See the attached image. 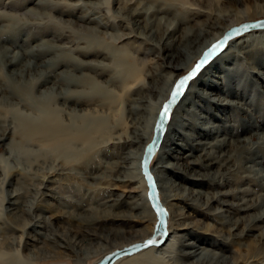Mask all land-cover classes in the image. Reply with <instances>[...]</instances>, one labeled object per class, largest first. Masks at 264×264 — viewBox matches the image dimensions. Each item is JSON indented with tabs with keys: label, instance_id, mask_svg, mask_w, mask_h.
Masks as SVG:
<instances>
[{
	"label": "rangeland",
	"instance_id": "obj_1",
	"mask_svg": "<svg viewBox=\"0 0 264 264\" xmlns=\"http://www.w3.org/2000/svg\"><path fill=\"white\" fill-rule=\"evenodd\" d=\"M244 9L253 15L252 19L260 18L264 14V0H0V38H2L0 39V235L2 234L0 252L4 260L11 261L18 257V263L24 264L26 253V249L20 243V240L23 243L26 237L23 236L20 239L22 236L20 229L14 228V225L19 224L20 226L23 220L20 217L11 220L10 211L5 213L2 209V206L8 205L9 194L14 189L19 192L21 201L25 203L24 206L30 203L36 190L43 189L49 193L46 197L51 205L41 210V215L51 220L47 229L48 233H53V235L55 233L67 236L73 233L87 235L89 227L98 222L110 226L121 225L119 221H112L110 218L95 222L103 212L109 211L108 204L111 201L106 195L109 192H114V195L115 193L124 195L122 203L112 208L115 211L129 210L130 200L137 202L143 199L145 201L147 185L144 177V182L139 177L130 186L115 189H109L112 185H109L106 180V176L120 172L113 170L114 161L119 160L127 149L137 145V143L132 146L122 145L118 142L119 136L124 139V136L132 129L135 116L137 118L147 113L141 110L136 113L132 111L133 103L142 96H149L151 101L156 100L158 93L150 86L154 82L160 84V77L169 74V67L163 63L169 49L175 51L182 44L187 45L186 37H191L198 29H205V24L214 23L215 16L224 15L216 28L215 26L207 27V34L215 32L222 23L234 21ZM133 10H139L140 13L130 17V12ZM139 29L142 30V34L137 33ZM194 49L192 47L191 50ZM229 57L227 62H231L234 71L230 74L223 73V80L242 82L243 85H239L238 92L243 94L246 109L235 106L225 107L220 115L227 116L228 121L225 122L226 125L224 123L219 126L218 134L233 139L235 136L263 133L264 88L259 87L255 81V75L250 71L253 67L247 59L240 55L236 56L234 53H231ZM194 59L189 62V67L196 62ZM181 70L183 71V68ZM124 73L127 75L124 76ZM256 79L264 86V77ZM65 89L68 91L65 92ZM53 102L62 108V113L61 111L59 113L64 119H68L70 112L83 111L106 119L109 125H113L105 134L109 137L98 138L97 136L96 139L99 140L88 144H83L79 140L74 141V144H69L68 148L71 152L75 151L73 154L75 156L70 157L71 152H69L68 158L61 153L64 147L53 149L52 146H40L36 143H17V139L23 134L24 126L29 122H35L34 116L41 114L37 108L43 106L53 108ZM201 102L207 109H211L209 102L203 99ZM212 110L214 111L213 107ZM210 121L220 124V119L216 116H212ZM245 125H249V128H245ZM194 130L197 131L198 128ZM213 135L215 133L209 135L207 140L212 139ZM251 138L252 141L258 140L254 136ZM259 148L260 159L264 166V142L259 143ZM157 152L152 157L150 165L153 164ZM200 152V149H193L195 157ZM170 160L174 159L170 158ZM178 163L176 166L184 167L186 161L182 158L178 160ZM193 167L198 169L196 165ZM199 169L205 171L204 167ZM177 170L184 172L183 169L175 167L173 171H168V175L174 177L173 174H177L178 172H175ZM76 171L79 172L76 173ZM95 175L105 178L102 180L98 179L99 177L96 179L91 177ZM43 177H48V180L52 182H42V179H45ZM44 183H48L46 187H43ZM183 183L189 185L188 182ZM192 187L206 192L229 191L230 194L220 197L233 203L240 202L238 195L243 193L249 201L260 198L264 200V187L260 186L259 181L251 176L241 177L235 171L231 172L230 179L224 184L213 186L205 183L203 186ZM129 188L131 191H127ZM237 189L244 190L237 192ZM50 194L58 196L56 199L66 205L59 207L57 200ZM217 205L219 203L213 201L208 208L194 206L193 209L201 213L194 216L198 221L196 220L194 227H190V233L186 234L185 239L195 237L199 244L209 246L208 248L214 251L219 250L218 252L229 257L241 254L239 264H264L262 253L258 254V258L257 256L251 257V250L248 246H238L236 241L239 240L232 238L230 242L226 241L229 226L220 225L217 222L220 217L216 218L212 214L214 206ZM184 210L195 214L188 206H184ZM229 210L228 214L233 218L242 215L240 214L242 212L234 209V206H231ZM256 210L257 208H252L248 213H255ZM75 212L78 215H75ZM247 218L248 216L241 220L237 230L241 229ZM155 222L156 220L151 219L143 224L137 223V225L151 228ZM204 223L210 226L207 228ZM262 225L264 227V223ZM255 230H253L254 233L259 231V229ZM244 240L248 239L244 238L241 241ZM102 244H105L104 241ZM93 253V249L89 248L86 256L81 254L76 256L66 249L61 253L62 256L40 257L33 264H90L98 257L93 256ZM144 264L170 263L153 260Z\"/></svg>",
	"mask_w": 264,
	"mask_h": 264
},
{
	"label": "bare ground",
	"instance_id": "obj_2",
	"mask_svg": "<svg viewBox=\"0 0 264 264\" xmlns=\"http://www.w3.org/2000/svg\"><path fill=\"white\" fill-rule=\"evenodd\" d=\"M247 12L248 10L246 11L244 9L243 12L240 13L241 15H238L234 21L222 23V25L218 27V29L215 32L211 34L210 33L207 34L208 32L207 27L215 26L216 28V26H218L217 24L221 22V19H223L224 17V15L215 16L214 23H210V24L207 23L205 24L206 25L205 29L204 28L198 29L192 36L190 34L191 37H186L188 43L187 45L182 44V46H179L180 48L178 47V49H176L175 51H172L171 49L167 51L166 49L167 53L165 52L166 54L163 63L167 67H169L170 69L169 74H166L165 76L162 75L160 77V84L155 82L151 84L150 88L154 91H157L158 93L156 100L151 101L149 96H144V97L142 96L137 98L135 103H133L132 111L136 113L141 110L142 112L146 111L147 113L146 115L142 114L140 116H137V118L135 116L132 129L130 128L131 129L130 132L124 136V139H121L120 136L118 137L119 139L118 142L119 143L121 142L122 145L127 144L129 146H132L133 144L136 143L137 145L134 146L133 148L127 149L124 153H122V155L120 154L121 156L119 160L114 161L113 170H118L120 172L117 171L118 173L115 175L106 176L107 177L106 180H108V184L112 185V187L109 189H115L117 187H128L130 186V184H132V182L137 180L139 177L141 181L144 182L143 175L141 174L142 154L144 148L151 140L156 117L162 107V104L164 103V101L167 100L170 90L175 84L178 76L183 71L186 72L187 70H189L193 66L191 65L189 67V62L192 59L196 58V56H197L196 58L197 60L202 54V52L208 46H210L214 41H216L218 37L229 26L233 24H238L244 20L252 19L253 15ZM137 13H140L139 10H133V12H130V17L135 16ZM261 17H264V14ZM137 33L142 34V30L141 29L137 30ZM192 47H194L195 49L191 50ZM117 49H119V47ZM231 53H234L236 56L240 55L242 58L247 59V62L250 63L251 66L253 67V69L252 70L250 69V71H252V73L255 75L254 78L255 81L258 83L259 87L264 88L263 83L256 79V78L264 77V65H263L264 64V30L248 32L236 39L229 40L222 47L220 52L217 55H215L206 65H204L201 68V70L192 79H190L187 82L183 93L181 94V96L178 98V100L175 102V104L171 109L169 118L166 123L165 131L163 133L159 145L158 152L154 158L155 160L153 164L150 165V171L155 180L159 199L163 208L165 209V213L167 216V225H166L167 236L160 245L158 246L153 245L147 248H143L133 254H130L128 256L116 260L113 264H133L135 262L137 264H144L147 261H153V260L164 261L170 264H239V262L241 261L240 259L241 254H239L238 256L229 257L226 256L225 254L223 255L222 253L218 252L219 250L214 251L209 249L208 248L209 246L206 247L202 244H199L197 242V239H195V237H192L193 239L192 238L187 240L185 239L186 234L190 233L189 231L190 227H194V224L197 220V218H195L194 216L197 213H201V211L199 212V210L193 209L194 206L197 205L203 208H208L211 206V202L213 201L219 203V205L214 206L212 212V214L215 215L216 218L220 217V220L217 219V222H219L220 225L225 224L229 226L227 228L228 231H227L226 241L230 242L232 238H235L239 240L236 241L238 246L242 247L244 245L249 247V249L251 250L250 253L251 257L257 256L258 258V254L262 253L263 256L262 259H264V227H262L263 226L262 224L264 223V200L260 198V199H256L255 201H251V200L249 201L248 197H246V194L243 193L241 195H238L240 202L233 203V202H229L223 197H220L221 195L230 194L231 192L229 191L211 192L209 190L210 192H206L203 191L202 189L192 187V186H197V187L203 186V184L205 183L213 186L224 184L226 180L230 179L231 172L234 171L238 172L241 177L251 176L256 178L259 181L260 186L264 187V166L262 165V160L260 159L261 155L259 154V150H260L259 143L264 142V132L253 135L250 134L242 137L235 136V138L233 139L228 138L226 135L218 134L220 129L219 126H221V124L223 125L226 121H228L227 116L222 117L220 115V113H222L223 110H225V107L235 106V107H240L244 110L246 109L245 99H243V94L238 92L239 85L240 84L243 85L242 82L240 81L241 83L239 82L236 83V81L233 82V81L223 80L224 77L223 73L230 74L232 73V71H234L233 70L234 67L231 65V62L230 61L227 62L230 58L229 56L231 55ZM118 56L120 57V53ZM258 59L260 60L262 59V60L259 61ZM10 61L12 62V60ZM252 63L254 65H252ZM258 66L260 67L258 68ZM182 68L183 71L181 70ZM126 75L124 73V76ZM66 90L67 89H65V92ZM27 95L29 94L27 93ZM109 96L111 97V95ZM112 96L114 97V95ZM201 99L209 102L211 106L210 110L207 109L205 104L201 102ZM107 100L109 99L107 98ZM212 107L214 111L212 110ZM37 109L41 114L37 113L39 115L34 116L35 122H29L30 124L26 122L27 124L24 126L23 134L19 136V138L17 139V143L18 142L21 144L25 142L36 143L40 146L42 145H47L49 147L52 146L53 149L55 148L62 149V147H64L61 153H64L66 155V158H68L69 155L70 157L75 156L73 155L75 154L74 153L75 151L71 152V150L68 148L74 141L79 140L83 144H88V143H92L94 140H99L96 139L97 136L98 138L99 137L103 138L104 136H105L104 138H108L109 136L106 137L105 134L108 133V131H110L111 127H113L112 124L109 125L105 121L106 119H103L95 115H91L84 111L80 113L70 112L68 119H64L63 116L59 113V111H61L62 108H59L56 102H53V108L49 106H43V107H38ZM93 112H95V110ZM212 116L218 117L220 119V124L212 123V121H210V118ZM244 118H246V116H244ZM244 127L249 128V125H245ZM197 128L198 130L195 131L194 129ZM212 133H215V135H213L212 139L207 140L209 135H211ZM110 136L112 137V135ZM252 136L256 137L258 140L252 141L253 140L251 138ZM101 140L103 141V139ZM80 148L84 149L83 147ZM193 149L201 150L200 154L197 157H195V154L193 153ZM183 150H185V152H183ZM69 152L71 153L69 154ZM170 158L174 160L171 161ZM182 158H184V160L186 161V164L184 166L185 168L183 166L182 167L176 166V164H179L178 160ZM194 165H196L198 169L194 168L193 167ZM175 167L176 169L177 168L181 170L183 169L182 171L184 172H181L179 170L175 171L178 173L173 174L175 177L174 178L172 175L171 176L168 175V171L170 170L173 171ZM203 167L205 168V171H200L199 168H203ZM77 172L79 171H76V173ZM91 177H94L95 179L99 177L98 179H102V180L105 178L104 176H97V175ZM43 178L45 179H42V182H52V180H48V177H43ZM183 182H188L189 185ZM44 184L45 185L43 187H46L48 183H44ZM243 190L244 189H237L236 191L239 192ZM127 191H131V188H129ZM46 195H49L47 191L43 189L36 190L33 193V199L32 200L29 199L31 200L30 203L24 206L25 203L23 204V202L21 201V196L19 195V192L17 191V189H14L9 194L8 205L2 206V209L5 213H7V211H10L9 216L11 215L10 216L11 220H16L17 218L19 219V217L23 220L20 226L19 224H17L16 226L14 225V228L20 229L22 235L20 236V239L23 236L26 237L23 243L20 240V243L22 244L23 248L26 249L24 264H33L35 263L34 261L40 257L62 256L61 253L65 252L66 249L70 251V254L72 252L73 255L76 256L80 254L82 256L83 255L86 256L89 252V248L93 249L94 252L93 256L94 255L98 256L94 260L97 261L106 252H109L115 248L122 247L136 241L144 240L145 238L149 237L152 234L154 229V225H155L154 223H153L154 225H152L151 228L149 226L148 227L145 226L144 228L138 227L137 225V223L143 224L144 222L149 221L151 219L153 221L156 220L155 217L156 214H154V210L149 200H147L148 198L144 197L145 201L142 199V201H137V202H133L130 200L129 210L115 211L112 210V208L119 206L122 203L124 195L122 193H117V194L115 193L114 195V192L111 193L109 192L106 194L108 195L107 196L108 200L111 201L108 204L109 211L103 212L100 216L97 217V220H95V222L96 221L98 222V220H103L105 218H110L112 221H119L121 225L118 226V224L116 223L117 226L116 225L110 226V225L102 224L103 222L102 223L98 222L95 225H91L89 227L88 229L89 232L87 233L88 236L80 235L78 233H73L71 236L69 235L70 238H68L69 236L67 235H59L57 233L53 235V233H48V229H47V226H49L51 220L48 219V217L41 215V210L47 209V205L48 206L51 205L50 202H48V198L46 197ZM50 195L55 199L58 197V196L57 197L54 196L53 194ZM234 195H236V193ZM3 199H5L4 196ZM29 200L27 202H29ZM56 200L59 204L58 205L59 207L60 205L62 206L66 205L63 202L59 201L58 199ZM184 206L190 207L195 214L193 215L188 211L185 212ZM231 206H234V209L241 211L242 213L240 214L242 215H238L236 218L230 216L228 212L230 211L229 208H231ZM252 208H257L256 212L252 214L248 213V211ZM75 215H78V213L75 212ZM246 216H248L247 220L246 221L244 220L245 222L243 223L241 229L237 230L239 228L238 226L241 220H243V218H245ZM204 225L207 228L208 226H210L207 223H204ZM255 229H259V231L254 233L253 230ZM244 238L245 239L247 238L248 240L241 241ZM103 241L105 244H102ZM4 259L2 258V253L0 252V264H19L18 257L11 261Z\"/></svg>",
	"mask_w": 264,
	"mask_h": 264
},
{
	"label": "water",
	"instance_id": "obj_3",
	"mask_svg": "<svg viewBox=\"0 0 264 264\" xmlns=\"http://www.w3.org/2000/svg\"><path fill=\"white\" fill-rule=\"evenodd\" d=\"M264 30V17L256 18V19H250V20H244L238 24H233L229 26L219 37L216 41H214L210 46H208L200 55V57L196 60V62L193 64V66L187 70L183 75L179 76L173 85V87L170 90L169 96L166 101L162 104V107L156 117L153 134L151 137L150 142L147 144V146L144 148L142 158H141V173L143 174V177L145 179L146 185H147V198L156 214V222L154 225V229L152 234L141 241H136L133 243H130L128 245L115 248L109 252L104 253L97 261H94L90 264H113L116 260L123 258L125 256H128L130 254H133L143 248H147L149 246H158L160 245L167 236V216L165 213V209L163 208L159 195L157 192L155 180L153 178V175L150 171V162L154 154L157 152L163 133L165 131L167 119H162L160 113L162 112L164 106L168 104L172 100V92L176 85V83L183 77L188 76L190 73L193 72L195 66L205 58L206 54L209 52L210 49H212V46L217 44L220 41H224V43L221 45V47L216 50L212 55L207 56V61L204 63L206 65L215 55H217L222 47L231 39H234L236 37H239L243 34H246L248 32L252 31H259ZM225 37L228 39L225 40ZM203 65V66H204ZM202 66V67H203ZM201 70V69H200ZM198 73V72H197ZM196 73V74H197ZM195 74V75H196ZM194 75V76H195ZM193 76V77H194ZM188 82V81H187ZM187 84V83H186ZM186 87V85H185ZM185 89V88H184ZM182 90V93L184 91ZM181 95L177 96L171 104L170 112L175 104V102L178 100V98ZM170 114V113H169ZM152 240L154 243L151 245H148L145 247V244Z\"/></svg>",
	"mask_w": 264,
	"mask_h": 264
},
{
	"label": "snow or ice",
	"instance_id": "obj_4",
	"mask_svg": "<svg viewBox=\"0 0 264 264\" xmlns=\"http://www.w3.org/2000/svg\"><path fill=\"white\" fill-rule=\"evenodd\" d=\"M228 39L227 37H225V40ZM224 43V41H220L217 44L212 46V49L209 50V52L206 54L205 58L203 60H201L194 68L193 72L190 73L188 76H185L183 78H181L175 85L173 92H172V100L166 104L162 110V112L160 113L161 118L162 119H167L169 118V113H170V108H171V104L172 102H174L175 98L179 95L182 94V90L185 88V85L187 83V81H189L190 79L193 78V76L200 71V69L202 68V66L204 65V63H206L207 61V56L208 55H212L216 50H218L221 45ZM152 243H154V241L149 240L146 244L145 247H147L148 245H151Z\"/></svg>",
	"mask_w": 264,
	"mask_h": 264
}]
</instances>
